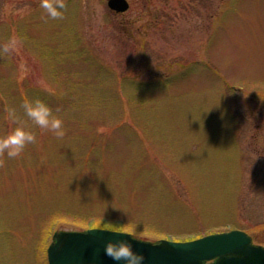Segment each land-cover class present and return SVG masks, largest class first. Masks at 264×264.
Here are the masks:
<instances>
[{
    "label": "rangeland",
    "instance_id": "obj_1",
    "mask_svg": "<svg viewBox=\"0 0 264 264\" xmlns=\"http://www.w3.org/2000/svg\"><path fill=\"white\" fill-rule=\"evenodd\" d=\"M106 1L52 19L40 0H0V134L15 108L37 137L0 155V264H47L53 231L107 221L264 245V0ZM36 98L62 138L25 114Z\"/></svg>",
    "mask_w": 264,
    "mask_h": 264
},
{
    "label": "water",
    "instance_id": "obj_2",
    "mask_svg": "<svg viewBox=\"0 0 264 264\" xmlns=\"http://www.w3.org/2000/svg\"><path fill=\"white\" fill-rule=\"evenodd\" d=\"M116 12L127 10V0H107ZM109 240L128 241L144 255L142 264H264V246L254 244L240 229L208 233L188 240L161 238L156 241L134 239L100 227L83 230H55L46 247L47 264H124L105 249Z\"/></svg>",
    "mask_w": 264,
    "mask_h": 264
},
{
    "label": "clouds",
    "instance_id": "obj_3",
    "mask_svg": "<svg viewBox=\"0 0 264 264\" xmlns=\"http://www.w3.org/2000/svg\"><path fill=\"white\" fill-rule=\"evenodd\" d=\"M40 8L46 13L45 18H62L67 7L66 0H40ZM17 40L12 39L5 45L3 50L10 51L17 45ZM24 112L28 118L39 128L52 131L56 137L62 138L65 135L64 121L62 117L55 115L53 109L44 100L26 99L24 101ZM59 111V109H57ZM6 119L10 120L13 127L6 134H0V155H7L9 158H19L29 144L37 142L35 132L30 130L25 122L17 115L15 108L7 110ZM98 227L116 233H127L134 239H140L137 229L126 224H116L110 221L98 225ZM107 255L114 260H123L124 264H142L144 255L133 250L132 245L126 240H109L105 249Z\"/></svg>",
    "mask_w": 264,
    "mask_h": 264
},
{
    "label": "flooded vegetation",
    "instance_id": "obj_4",
    "mask_svg": "<svg viewBox=\"0 0 264 264\" xmlns=\"http://www.w3.org/2000/svg\"><path fill=\"white\" fill-rule=\"evenodd\" d=\"M128 1V0H127ZM129 2V1H128ZM113 13H116V14H118V13H122V12H116V11H114V10H111ZM259 126H260V124L259 123H257V122H254V124H253V127H255V129L256 128H259ZM264 140V139H263ZM262 148L264 149V145L262 146ZM260 150H262V149H260ZM259 152V149L257 150L256 149V152Z\"/></svg>",
    "mask_w": 264,
    "mask_h": 264
},
{
    "label": "trees",
    "instance_id": "obj_5",
    "mask_svg": "<svg viewBox=\"0 0 264 264\" xmlns=\"http://www.w3.org/2000/svg\"><path fill=\"white\" fill-rule=\"evenodd\" d=\"M200 236V235H199Z\"/></svg>",
    "mask_w": 264,
    "mask_h": 264
}]
</instances>
